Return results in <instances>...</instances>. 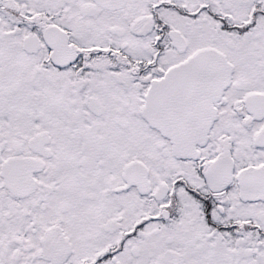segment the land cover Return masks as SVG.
Masks as SVG:
<instances>
[{
	"label": "snow or ice",
	"instance_id": "obj_1",
	"mask_svg": "<svg viewBox=\"0 0 264 264\" xmlns=\"http://www.w3.org/2000/svg\"><path fill=\"white\" fill-rule=\"evenodd\" d=\"M0 264H264V0H0Z\"/></svg>",
	"mask_w": 264,
	"mask_h": 264
}]
</instances>
